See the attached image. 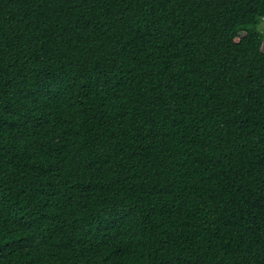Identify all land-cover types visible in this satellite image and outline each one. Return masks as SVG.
<instances>
[{
	"label": "trees",
	"instance_id": "obj_1",
	"mask_svg": "<svg viewBox=\"0 0 264 264\" xmlns=\"http://www.w3.org/2000/svg\"><path fill=\"white\" fill-rule=\"evenodd\" d=\"M264 0H0V264H264Z\"/></svg>",
	"mask_w": 264,
	"mask_h": 264
},
{
	"label": "rangeland",
	"instance_id": "obj_2",
	"mask_svg": "<svg viewBox=\"0 0 264 264\" xmlns=\"http://www.w3.org/2000/svg\"><path fill=\"white\" fill-rule=\"evenodd\" d=\"M262 31L264 32V22L262 24V27H261ZM263 50H264V44H263Z\"/></svg>",
	"mask_w": 264,
	"mask_h": 264
}]
</instances>
